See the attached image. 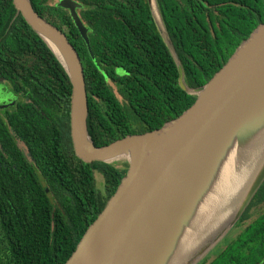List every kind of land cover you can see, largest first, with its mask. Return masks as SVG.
<instances>
[{"label":"trees","instance_id":"obj_1","mask_svg":"<svg viewBox=\"0 0 264 264\" xmlns=\"http://www.w3.org/2000/svg\"><path fill=\"white\" fill-rule=\"evenodd\" d=\"M30 1L79 56L95 146L159 130L195 101L179 87L177 67L147 0H74L92 55L68 10L52 0ZM156 3L191 88L206 84L264 23V0ZM0 86L20 98L0 115V264H65L115 193L127 164L85 163L75 155L71 84L49 48L16 14L13 0H0ZM259 205L264 182L237 221L240 230L226 235L199 264H264V209L250 220V210Z\"/></svg>","mask_w":264,"mask_h":264},{"label":"water","instance_id":"obj_2","mask_svg":"<svg viewBox=\"0 0 264 264\" xmlns=\"http://www.w3.org/2000/svg\"><path fill=\"white\" fill-rule=\"evenodd\" d=\"M147 2L177 67L179 87L195 101L159 130L97 147L88 133L87 94L78 54L61 30L35 12L30 0H13L16 14L24 18L67 74L72 89L69 124L75 155L85 163L127 164L115 193L65 264H160L171 247L173 252L168 256L174 257L180 244L176 238L179 226L187 219L205 182L212 181V177L208 179L211 169L228 138L242 127L259 129L264 121V23L251 32L206 84L191 88L185 83L156 0ZM58 5L69 11L92 55L87 29L76 12L78 4L59 0ZM259 161L258 168L255 166L246 175L241 188L249 185L231 220L205 247L191 253L184 264H199L236 225L264 182V150Z\"/></svg>","mask_w":264,"mask_h":264},{"label":"bare ground","instance_id":"obj_3","mask_svg":"<svg viewBox=\"0 0 264 264\" xmlns=\"http://www.w3.org/2000/svg\"><path fill=\"white\" fill-rule=\"evenodd\" d=\"M43 36L50 42L46 35ZM263 146L264 121L259 129L242 127L230 135L211 169L208 179L212 177V181L205 182L201 193L195 197L187 219L179 226L176 238L180 244L175 249V256H168L173 252L171 247L160 264H184L191 253L205 247L215 238L218 230L227 225L249 185L241 188L246 183V175L255 166L258 168ZM193 212H196L194 218Z\"/></svg>","mask_w":264,"mask_h":264},{"label":"rangeland","instance_id":"obj_4","mask_svg":"<svg viewBox=\"0 0 264 264\" xmlns=\"http://www.w3.org/2000/svg\"><path fill=\"white\" fill-rule=\"evenodd\" d=\"M53 2H56L57 0H52ZM52 2V3H53ZM8 89V88H7ZM15 94L13 93V92H11V91H5V90H2L1 88H0V110L1 111H3L4 110V107H8V106H12L13 104H14V102L16 101L15 100ZM18 100H20L19 98H18ZM9 109L7 108V111H8ZM18 146H19V148L21 149V150H25L24 148V145L21 143V142H18ZM96 178H97V183H98V187L100 188V184H101V182H102V179H101V177L99 176V175H96ZM264 209V205H259V206H256V207H253L251 210H250V214L251 215H253L252 217H251V219L250 220H252L253 218H254V215H256V213L258 212V211H260V210H263ZM250 220H248L247 222H249ZM245 224V223H244ZM243 224V225H244ZM240 228L241 227H238V228H236V226H234V227H232L231 229H230V232L227 234V235H231L230 237H233V236H235L236 235V233L240 230ZM223 241V240H222ZM221 242V241H220ZM219 242V243H220Z\"/></svg>","mask_w":264,"mask_h":264},{"label":"flooded vegetation","instance_id":"obj_5","mask_svg":"<svg viewBox=\"0 0 264 264\" xmlns=\"http://www.w3.org/2000/svg\"><path fill=\"white\" fill-rule=\"evenodd\" d=\"M74 1V0H73ZM53 2V1H52ZM55 5L57 4L58 5V3H59V0H57L56 2H53ZM66 10V9H65ZM79 16V15H78ZM80 18V17H79ZM81 20V19H80ZM82 22V21H81ZM0 88L2 89V90H7L8 91V89L6 88V87H3V86H0ZM18 98H19V96H15V102H14V104L12 105V106H8V107H4V110L3 111H1L0 110V115L4 118L5 117V114L7 113V112H9L10 111V109L12 108V107H14V105H15V103L17 102V101H19L18 100ZM20 99V98H19ZM7 108L9 109L8 111H7ZM11 129V128H10ZM11 132H12V129H11ZM13 133V132H12ZM18 142H20V141H17V144H18ZM22 143V142H21ZM23 144V143H22ZM25 150H26V148H24Z\"/></svg>","mask_w":264,"mask_h":264}]
</instances>
